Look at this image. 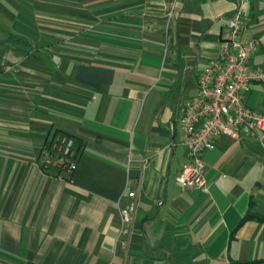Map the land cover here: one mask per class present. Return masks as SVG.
<instances>
[{
    "label": "crops",
    "instance_id": "1",
    "mask_svg": "<svg viewBox=\"0 0 264 264\" xmlns=\"http://www.w3.org/2000/svg\"><path fill=\"white\" fill-rule=\"evenodd\" d=\"M168 1L0 0V264H264V144L223 136L206 189L178 181L195 71L237 14L264 66V0H177L172 18ZM246 102L264 112V87ZM58 133L75 140L72 175L42 169Z\"/></svg>",
    "mask_w": 264,
    "mask_h": 264
},
{
    "label": "built area",
    "instance_id": "2",
    "mask_svg": "<svg viewBox=\"0 0 264 264\" xmlns=\"http://www.w3.org/2000/svg\"><path fill=\"white\" fill-rule=\"evenodd\" d=\"M177 0H169L167 15L172 18ZM240 14L230 21L231 36L221 42L217 58L208 61L197 78V95L184 106L178 123L184 135L182 146L187 151L178 181L184 189L204 190L207 186L204 155L215 147L217 139L227 136L235 140L255 139L264 144V112L248 106L246 98L253 84H264V66L252 65V58L260 41H244L238 33ZM0 56V70H12ZM78 156L74 138L56 134L43 150L42 169L53 168L73 174L78 169ZM127 196L136 198V192ZM163 202L159 201L158 205ZM134 203L121 208L123 228L127 233L135 218Z\"/></svg>",
    "mask_w": 264,
    "mask_h": 264
},
{
    "label": "rangeland",
    "instance_id": "3",
    "mask_svg": "<svg viewBox=\"0 0 264 264\" xmlns=\"http://www.w3.org/2000/svg\"><path fill=\"white\" fill-rule=\"evenodd\" d=\"M22 3V2H21ZM17 6H15V8H16ZM17 9V8H16ZM18 25H20V26H22V27H20V29H18V30H20V33H22V34H25V28L23 27V25H24V23H17V21H16V23H15V26H18ZM19 28V27H18ZM24 30V31H23ZM7 31V28H5V26H3L1 23H0V38H3V36H5V32ZM33 32H36V29L34 30H32ZM24 32V33H23ZM28 34H29V31H28ZM33 34V33H32ZM28 36V35H27ZM33 36H34V34H33ZM2 50V46H0V51ZM202 66L203 65H201V63H199V66L197 67V69H196V71H195V76H194V81L196 82V84H197V78H196V75H198L200 72H201V70H202ZM199 76V75H198ZM191 81V80H190ZM191 84H192V82H191ZM190 84V85H191ZM193 85V84H192ZM263 87H264V84H261ZM193 91H191L190 92V94H193L192 93Z\"/></svg>",
    "mask_w": 264,
    "mask_h": 264
},
{
    "label": "trees",
    "instance_id": "4",
    "mask_svg": "<svg viewBox=\"0 0 264 264\" xmlns=\"http://www.w3.org/2000/svg\"><path fill=\"white\" fill-rule=\"evenodd\" d=\"M8 43H16V44H20V45H25V46H29L28 42L25 41L22 38L19 37H15V36H11L8 41L6 43H4L5 46H9ZM264 262V261H261ZM260 263V262H258ZM247 264H256V263H247Z\"/></svg>",
    "mask_w": 264,
    "mask_h": 264
},
{
    "label": "water",
    "instance_id": "5",
    "mask_svg": "<svg viewBox=\"0 0 264 264\" xmlns=\"http://www.w3.org/2000/svg\"><path fill=\"white\" fill-rule=\"evenodd\" d=\"M221 25H222V22L218 23V26H219V27H220ZM219 27H218V28H219ZM216 30H219V29H216Z\"/></svg>",
    "mask_w": 264,
    "mask_h": 264
}]
</instances>
